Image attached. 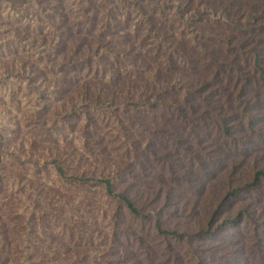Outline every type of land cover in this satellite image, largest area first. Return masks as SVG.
<instances>
[{
	"label": "rangeland",
	"instance_id": "obj_1",
	"mask_svg": "<svg viewBox=\"0 0 264 264\" xmlns=\"http://www.w3.org/2000/svg\"><path fill=\"white\" fill-rule=\"evenodd\" d=\"M245 17L0 0V264H264V9ZM226 40L244 77L222 64L201 103Z\"/></svg>",
	"mask_w": 264,
	"mask_h": 264
},
{
	"label": "trees",
	"instance_id": "obj_2",
	"mask_svg": "<svg viewBox=\"0 0 264 264\" xmlns=\"http://www.w3.org/2000/svg\"><path fill=\"white\" fill-rule=\"evenodd\" d=\"M220 8L222 7V9L224 11H236L239 14V18L245 19L247 17H249V20H246L248 22H250L251 26H255L254 23L252 22H256V20L259 18L258 16L261 15V13H263V9H264V0H215ZM242 30V29H241ZM239 28L238 34L243 37L245 36V32H249L251 35H254L256 37V30H249V31H245L242 30L241 31ZM227 44V47L224 48V52L226 55H222L219 58L216 59H211L212 65L215 66V71L211 72V78H212V83L210 84V82H204L202 80L201 82V93L199 91H196L194 93L196 100H198L201 103H207L209 102L210 98L212 97L213 91L216 89L215 84L218 83V79H215L216 76H218L216 74V71L218 70L223 72V70H221V66L222 64L227 66L228 68L232 67L233 71L244 77L242 74V71L240 72L239 70H241L240 65L237 62V57L234 53V47L231 45V41H225ZM241 43H247V40H242L240 42ZM256 46H253V48H249L252 49V52H254L255 55V60L254 63H260L262 64V55L260 52H258V50H256L255 48ZM237 48L239 50H243L244 46L242 45H237ZM86 63L89 64V60L86 59ZM256 65V67L259 68V70L261 71V73H264V64L262 66ZM224 73V72H223ZM225 79H228V76L225 77ZM229 81V80H227ZM222 83V82H221ZM223 86V83L222 85ZM221 86L219 88H221ZM192 102V99H190V97H188V100L185 101V104H188L187 106H190V103ZM182 116L185 117L184 115V111L182 112ZM228 129L226 128L225 131H227ZM102 183H104V187L105 190L107 192L108 195H113L112 189H111V183L108 180H104ZM125 206V208L129 211V213L135 217H144L142 214H140V212L137 210V208L134 206V204L129 200V198H127L125 195H115ZM154 227L156 229L157 234L159 235H163V236H173V237H180V235H178L175 232H171V231H166L163 230L161 228V226L158 224V222L155 220L154 221Z\"/></svg>",
	"mask_w": 264,
	"mask_h": 264
}]
</instances>
